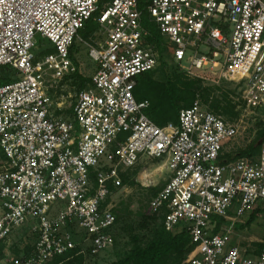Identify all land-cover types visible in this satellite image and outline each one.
I'll list each match as a JSON object with an SVG mask.
<instances>
[{
	"label": "built area",
	"instance_id": "1",
	"mask_svg": "<svg viewBox=\"0 0 264 264\" xmlns=\"http://www.w3.org/2000/svg\"><path fill=\"white\" fill-rule=\"evenodd\" d=\"M100 1L0 0V66L16 72L0 85V240L31 220L36 234L27 255L11 252L0 264H45L78 245L93 256L112 248L111 187L122 186V173L143 156L164 160L168 178L149 208L167 230L190 232L186 264H264V250L246 256L229 245L233 223H225L232 211L264 212V142L258 155L226 161L238 119L197 98L177 123L162 126L146 113L150 100L134 94L137 76L169 55L188 77L235 82L243 109L264 111V0ZM98 11L103 40L83 39L80 30ZM40 39L42 50H54L41 54ZM81 43L97 68L75 93L70 118L51 92L79 70Z\"/></svg>",
	"mask_w": 264,
	"mask_h": 264
},
{
	"label": "trees",
	"instance_id": "2",
	"mask_svg": "<svg viewBox=\"0 0 264 264\" xmlns=\"http://www.w3.org/2000/svg\"><path fill=\"white\" fill-rule=\"evenodd\" d=\"M142 6L146 5L145 1H142ZM150 15L148 10L144 8L143 10V22L148 24V19ZM98 24L92 20V17L86 22L85 26L80 30L86 37L90 36L96 29ZM151 31L150 39L159 44V35L155 28H149ZM79 32V33H80ZM44 43V40H39V46ZM77 47L76 43L73 46ZM163 52L165 48L160 47ZM53 47L46 50H41L40 53H45L53 51ZM73 50H71V53ZM164 53V52H163ZM170 64L167 60H162L161 64L154 70L146 71L140 76L150 82L151 87H156L158 90L155 96H148L144 93H137L135 95L136 99L141 101L145 99L150 100V106L146 110L149 117L154 120L159 125H166L169 122L177 123L179 111L183 107H189L193 105L197 98H201L204 104H207L216 113L221 114L227 120H232L238 116L236 111V103L229 96V92L223 91L222 96L214 95L215 86H206L205 82L200 78H191L186 76L183 72H179L174 65V70L177 71L170 76L167 73V78L164 83L155 82L152 77L155 71L159 68H165ZM172 66V65H170ZM7 69V71H6ZM11 70V73L9 72ZM7 65L0 66V85L6 84L14 80L15 71ZM70 78L71 82L74 83L76 87V92L85 88L91 81V77H86L82 75L79 70H77ZM139 86V80L134 88V94H136V88ZM69 116L73 117V109H65ZM62 113V111H58ZM259 140L264 142V124L260 127L256 138L245 148L240 149L234 154L222 155L223 158L230 161L243 156H256L261 151L262 144H258ZM157 161V160H156ZM138 168L130 169L125 173H122V185L136 186L140 185V182L136 179V174ZM164 185V184H163ZM162 184L156 186H149L148 191L150 198L153 197L162 188ZM113 192L117 190L116 187L112 186ZM110 200V198L108 199ZM117 215L116 224L114 226L113 234L115 238L114 245H116V228L120 219L121 209L114 208ZM255 210L247 221V224L254 220L256 213ZM143 217V226H147L148 232L144 233L142 236L140 234H135L130 239V248L124 250L120 257L111 262L110 264H181L185 260L192 248V237L190 232L183 228L179 231L167 230L164 225V216L161 215V222L158 223L156 220L159 218L157 213H152L150 215L140 212ZM225 222L223 219H219L216 222L217 228L215 232L220 229V226ZM6 241L0 240V257L11 253L10 250L6 249ZM34 245V244H33ZM27 247L24 255H27L33 248ZM113 245V246H114ZM81 246L78 245L75 249L70 250L65 255L57 256L45 264H84L86 256L91 255L90 251L87 253L79 252ZM264 250V242L257 243L256 253H260ZM14 254L20 256L21 250L14 249ZM93 256V255H91Z\"/></svg>",
	"mask_w": 264,
	"mask_h": 264
},
{
	"label": "rangeland",
	"instance_id": "3",
	"mask_svg": "<svg viewBox=\"0 0 264 264\" xmlns=\"http://www.w3.org/2000/svg\"><path fill=\"white\" fill-rule=\"evenodd\" d=\"M107 1L109 0H101L100 6L102 7ZM98 15L99 11L92 16V20L98 24V28L90 36H94V39L100 41L103 40L104 35L102 34L100 24L97 21ZM147 23L148 24L145 25L143 22L145 27H147L148 29L155 28V30L157 31L156 24L152 21L151 17H149ZM79 35L86 40L90 38V36L86 37L81 32L79 33ZM43 44L39 46V51L43 49ZM79 45L80 49L78 47L79 53L77 54V65L79 67V72L86 77H91L96 71L97 63L88 55L85 44L81 43ZM197 49L200 53L208 54V51L206 50L204 45L199 46ZM165 56V60H167L170 64H168L165 68H159L155 71L152 77L155 82L164 83L167 78V73H169L171 76L175 71V64L172 63L171 57H169V55ZM177 70L179 72H182L178 68ZM9 72L11 73V70H9ZM208 76L209 80H205L204 82L206 86L216 87L214 90V95L222 96L221 93L223 91L229 92L230 98L234 103H236V111L238 112V116L235 117V119L239 120L240 131L233 140L225 144L223 149V152L226 154H234L240 149L247 147L256 138L260 127L262 126V124H264V111L250 112L249 110H244L240 102L239 89L236 87L235 82L228 81L227 79H222L219 83H217L212 80L213 77L217 79V75L208 73ZM136 80L137 82L139 80V86L138 88H136L135 95H137V93L140 94V92L148 96L156 95V92L158 90H156V87H151L150 82L148 83V81L144 80L140 75L137 76ZM51 93L54 103L64 102V108H69L72 105L73 100L75 99L76 87L71 81H66L63 82L62 87L57 88L55 91L53 90ZM62 113H64L66 117L71 118L66 110H63ZM140 160V163L136 166V168H138L136 179L140 182V185H122L114 191L111 197L115 207L121 209L120 219L116 228L117 244L97 256H86L84 264H110L111 262L117 260L124 250L130 248V239L132 238V236H134L135 234H140L142 236L144 233L148 232L149 229L147 228V226L142 225L144 224V219L140 213L144 212L147 215L153 213L149 208V201L151 198L149 195L148 187L155 186V183L159 184L160 182H162L163 179L167 177L168 172L166 171V169H162L163 171L161 170L160 172L161 179L159 181H156L159 176L157 175V173H155L154 168H157L159 164H157L154 160L150 159L147 156H143ZM157 162H159V160H157ZM161 162H164V160H161ZM146 166L148 170L144 169V167ZM151 171H153V173H149ZM257 211L258 212L256 213V216L250 223V225L247 224V221L250 218L251 214L254 212L252 210L247 212L243 216H237L235 211H232L231 215L234 218V221L230 220L225 222L227 223V225L233 223V231L231 233V241L229 245L239 246L242 249L243 254L246 256L256 254L257 243L264 242V212H260L259 210ZM158 216L159 218L156 220V222L160 223L162 216L161 214ZM33 224L34 221L31 220L29 223L18 229L6 241V249L10 250V252L13 253H15V251H13V248L20 249L21 254H23L27 247H31L36 241V234L30 228L31 225L33 226ZM179 230L180 229H177L175 231ZM186 260L187 258L183 260L181 264H186Z\"/></svg>",
	"mask_w": 264,
	"mask_h": 264
},
{
	"label": "crops",
	"instance_id": "4",
	"mask_svg": "<svg viewBox=\"0 0 264 264\" xmlns=\"http://www.w3.org/2000/svg\"><path fill=\"white\" fill-rule=\"evenodd\" d=\"M154 161H155L157 164H159V166H158V167H162V169H164V163H163V162L159 163L160 161H159V162H157L156 160H154ZM142 169H143V168H142ZM144 169H145V170H148L147 166H146V167H144ZM157 175L159 176V178H158V179H156V181H159V180L161 179V178H160V173H159V174L157 173ZM167 178H168V173H167V177H166V178H164V179H163V181H162V182H160L159 184H156V183H155V186H156V185H160V184H162V185H163V184L165 183V180H166ZM216 222H217V221H216ZM216 228H217V225H216Z\"/></svg>",
	"mask_w": 264,
	"mask_h": 264
},
{
	"label": "bare ground",
	"instance_id": "5",
	"mask_svg": "<svg viewBox=\"0 0 264 264\" xmlns=\"http://www.w3.org/2000/svg\"><path fill=\"white\" fill-rule=\"evenodd\" d=\"M162 170V167H157V168H154V171L155 173H160ZM163 171V170H162ZM149 173H153V171L149 172ZM154 176V175H153ZM191 257V255L189 254L187 258ZM187 262V260H186Z\"/></svg>",
	"mask_w": 264,
	"mask_h": 264
},
{
	"label": "water",
	"instance_id": "6",
	"mask_svg": "<svg viewBox=\"0 0 264 264\" xmlns=\"http://www.w3.org/2000/svg\"><path fill=\"white\" fill-rule=\"evenodd\" d=\"M258 144H259V145L262 144V140H259Z\"/></svg>",
	"mask_w": 264,
	"mask_h": 264
}]
</instances>
